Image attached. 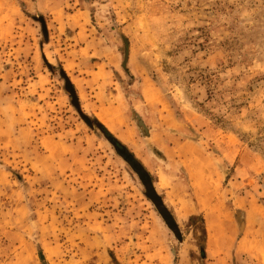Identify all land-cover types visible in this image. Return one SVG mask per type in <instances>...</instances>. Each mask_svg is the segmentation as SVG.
<instances>
[{
    "label": "rangeland",
    "instance_id": "1",
    "mask_svg": "<svg viewBox=\"0 0 264 264\" xmlns=\"http://www.w3.org/2000/svg\"><path fill=\"white\" fill-rule=\"evenodd\" d=\"M88 2L0 0V264H264V0Z\"/></svg>",
    "mask_w": 264,
    "mask_h": 264
},
{
    "label": "water",
    "instance_id": "2",
    "mask_svg": "<svg viewBox=\"0 0 264 264\" xmlns=\"http://www.w3.org/2000/svg\"><path fill=\"white\" fill-rule=\"evenodd\" d=\"M42 21V19H40ZM61 75L64 77L66 81V89L71 93L72 95V102L77 108L78 112L82 116V118L86 121V123L92 125V121L90 118L84 114L80 108V104L78 101V98L74 92V88L72 84L70 83L67 75L64 71L61 70ZM107 139L114 145L117 152L130 164V166L133 168V170L138 174L140 180L142 181L144 187H145V194L150 198V200L154 203L157 211L160 213L164 221L166 222L167 226L173 231V233L176 235L178 239H181V232L177 225L176 220L174 219L173 215L165 205L162 197L158 194L156 191V188L154 187L153 181L147 172V170L144 168V166L136 159V157L126 148V146L121 143L115 136H113L108 130L102 129Z\"/></svg>",
    "mask_w": 264,
    "mask_h": 264
},
{
    "label": "crops",
    "instance_id": "3",
    "mask_svg": "<svg viewBox=\"0 0 264 264\" xmlns=\"http://www.w3.org/2000/svg\"><path fill=\"white\" fill-rule=\"evenodd\" d=\"M84 1H85L86 3H89L88 0H84ZM94 62H95V61H94ZM121 64H122V63H121ZM121 66H122V65H121ZM114 68H116L117 70L119 69V68H117V67H114ZM121 68H122V67H121ZM112 71H113V70H112ZM94 73H95V70L92 71V76H93V77H94V75H95ZM94 79H95V78H94ZM145 83H146L147 85H150V86H151V84L149 83V80H147V79H145V78H141V81H140V89L142 88V86H143ZM145 104H146L147 106L150 105L148 102H146ZM148 104H149V105H148ZM151 104L153 105V104H155V102H154V103H151ZM183 143H184V142L179 141L178 144L181 145V144H183ZM198 159L200 160V157H198ZM193 160H194V164H197V163H195V159H193ZM189 182H190V187H194L195 183H194L192 177H190V181H189ZM165 197H166V194L163 195V198H162V199H163L164 202L166 203V200H167V199H166Z\"/></svg>",
    "mask_w": 264,
    "mask_h": 264
}]
</instances>
